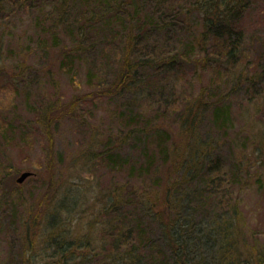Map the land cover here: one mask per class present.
I'll return each mask as SVG.
<instances>
[{
	"label": "trees",
	"instance_id": "1",
	"mask_svg": "<svg viewBox=\"0 0 264 264\" xmlns=\"http://www.w3.org/2000/svg\"><path fill=\"white\" fill-rule=\"evenodd\" d=\"M169 1L172 0H0V17L3 15L5 19L10 12H37L31 27L34 43L42 48L67 43L62 62L71 71L77 60H94L99 45L114 46L117 58L122 60L116 84L129 91L130 81L138 79L141 85L138 96L150 98L159 94L165 106L157 111L159 114L151 116V122H145L147 115H140L142 122H135L137 130L129 133V137L133 135L137 143H142L141 167L128 171L131 178L138 177L142 192L125 186L112 188L110 192L99 191L91 200L90 210L81 212L84 215L76 211L80 203L72 192L56 195L53 204L49 203L40 215L41 219L36 216L26 225L28 237L19 252V262L264 264V224L254 225L246 206L248 194L253 200L264 198V175L256 176V172H264V159L260 155L264 152V126L258 123L259 128L249 138L256 146L253 152L256 159H237L230 164L201 132L206 125L214 134L233 126V110L228 103L233 90H244V98L252 108L257 109L264 101V64L253 74L235 71L245 40L240 27L243 16L238 7L243 0H193L189 12L183 13L188 17L196 11L201 16L198 37L187 48L167 46L159 50L153 35H165L168 42L181 28H191L188 20L180 19L177 13L164 12L158 5ZM11 2L15 7L11 6L10 11ZM8 38L0 31V58L5 45L10 46L13 40ZM151 38L154 39L150 41ZM21 49L17 46L15 51L23 56ZM156 49L158 55L149 54ZM188 68H193L191 76H198L199 81L207 72L214 71L219 76L214 84H203L200 92L190 99L180 96L186 101L183 111L175 112L171 121H176L181 140L172 143L154 122L174 115L170 104L179 96L164 93L159 86L153 89L141 84L143 71L153 70L154 75L167 72L180 81ZM198 68L201 70L197 71ZM229 83L232 89L225 90ZM152 140L156 152L149 148ZM156 154L164 159L170 176L176 169L182 171L181 180L167 182L164 187L156 179L151 184ZM100 157L114 170L127 166L119 165L112 155L105 153ZM260 214L264 217L261 204ZM251 226L263 228L258 234L263 244H248L257 235L249 231Z\"/></svg>",
	"mask_w": 264,
	"mask_h": 264
},
{
	"label": "rangeland",
	"instance_id": "2",
	"mask_svg": "<svg viewBox=\"0 0 264 264\" xmlns=\"http://www.w3.org/2000/svg\"><path fill=\"white\" fill-rule=\"evenodd\" d=\"M192 1L172 0L158 4L164 12L177 13L180 19L188 20L191 27L181 28L168 42L165 35H153L159 50L167 46L187 48L198 37L201 16L196 11L188 17L183 13L189 12L187 9ZM11 6L15 5L10 3V11ZM238 7L243 16L240 27L245 32V40L235 71L253 74L264 64V0H243ZM36 13L21 10L10 12L9 18L0 17V31L9 40L13 39L10 46L5 45V53L0 58V264H31L18 259L28 237L25 227L34 217L41 219L40 215L49 203L53 204L56 195L72 192L80 203L76 211L84 215L81 212L90 210L91 200L99 191L110 192L112 188L125 186L142 192L138 177L131 178L128 174L133 167H141L142 143H137L133 135L129 137V133L137 130L135 125L142 122L140 115H147L145 122L148 123L151 116L165 108L159 94L150 98L138 96L137 93H141L137 92L141 87L138 79L133 80L134 83L130 81L132 90L129 91L124 90V85L116 84L122 60L117 58L118 50L112 45H99L94 60H77L72 71L64 66L62 58L67 43L57 47L48 44L44 48L34 43L31 27L38 16ZM17 46L23 48L25 58L15 51ZM158 49L149 54L155 57ZM193 71V68L186 69L180 81L167 72L154 75L153 70L143 71L141 84L153 89L159 86L164 93L179 96L170 104L174 115L154 122L172 143L181 140L176 121H171L175 112L183 111L186 101L180 96L190 99L200 92L203 84H214L219 76L218 73L214 75V71L207 72L199 81L198 76H191ZM224 89H232L230 83ZM243 93L244 90H233V97L228 100L234 119L230 129L214 134L207 130V125L201 127L202 134L213 141V146L219 149L218 155L225 158L227 164L256 159L253 155L256 146L249 138L260 123V127L264 126V101L257 109L252 108ZM130 102L134 106H128ZM150 144L149 148L158 151L155 140ZM105 153L118 159L119 165L126 163L127 166L121 165L114 170L115 167L101 159ZM260 155L264 159V152ZM156 156H153L157 164L156 171L151 170V184L156 179L164 187L167 182L181 180L182 171L176 169L170 176L164 159ZM24 172L33 175L20 184L17 180ZM259 174L264 175V172H256V176ZM247 196V213L253 216L252 223L264 224L260 214L264 198L253 200L251 194ZM262 229L249 227L250 232L257 233L251 237L250 246L263 244L258 235Z\"/></svg>",
	"mask_w": 264,
	"mask_h": 264
},
{
	"label": "water",
	"instance_id": "3",
	"mask_svg": "<svg viewBox=\"0 0 264 264\" xmlns=\"http://www.w3.org/2000/svg\"><path fill=\"white\" fill-rule=\"evenodd\" d=\"M33 175L32 172H24L19 178H18V183H23L25 182L26 179H28L29 177H31Z\"/></svg>",
	"mask_w": 264,
	"mask_h": 264
}]
</instances>
